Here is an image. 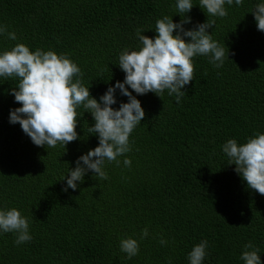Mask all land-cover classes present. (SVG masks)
Here are the masks:
<instances>
[{"label":"trees","instance_id":"trees-1","mask_svg":"<svg viewBox=\"0 0 264 264\" xmlns=\"http://www.w3.org/2000/svg\"><path fill=\"white\" fill-rule=\"evenodd\" d=\"M192 3L184 28L215 20L208 32L225 49L223 66L193 57L194 77L180 103L167 90L162 99L137 95L145 117L130 134L131 151L117 157L119 165L105 161L107 180L88 171L75 190L64 191L77 159L98 146V136L88 132L91 113L77 108V140L36 146L10 123V110L22 106L10 94L18 79L0 77V210H20L32 237L17 245L15 233L0 231V264H190L188 253L205 239L203 264H243L249 242L264 264V196L248 188L222 151L228 139L243 144L264 133V32L251 13L264 0L226 3L223 18L207 16L200 0ZM175 4L0 0V25L17 36L0 35V53L24 43L31 51L67 54L99 102L108 87L124 81L119 55L140 47L136 29L154 38L157 19L168 15L179 23ZM115 98L116 109L128 102L119 89ZM145 228L148 236L141 239ZM128 237L139 243L131 259L120 250Z\"/></svg>","mask_w":264,"mask_h":264},{"label":"clouds","instance_id":"clouds-1","mask_svg":"<svg viewBox=\"0 0 264 264\" xmlns=\"http://www.w3.org/2000/svg\"><path fill=\"white\" fill-rule=\"evenodd\" d=\"M242 2L235 0L236 5ZM226 3L232 5L233 0H200L199 6L207 16L223 18L228 14ZM175 8L181 16L180 22L174 23L168 15L157 19L154 38L142 34V28L136 29L140 47L131 51L125 48L119 55L118 66L125 73L124 81L108 87L99 102L84 86L81 69L67 54L42 49L31 51L24 43H17L0 53V77L18 79V85L10 94L22 105L10 110V123H18L34 145L54 148L58 143L66 146L77 140V108L80 106L93 117L94 125L88 127V132L98 136V146L77 159L75 168L69 170L64 191L75 190L77 181L83 182L88 171L107 180L105 161L119 165L117 157L131 151L130 134L145 117L137 95L152 92L162 99L167 90L168 95L175 94L176 102L180 103L186 94L182 89L194 77L193 57L207 56L214 67L223 66L225 49L208 32L214 27L215 20L207 19L194 29L185 30L184 25L191 22L186 14L193 8L192 0H176ZM251 13L257 29L264 32V3L257 4ZM0 35L13 41L17 39L16 33L8 31L7 25H0ZM227 55L229 57V50ZM117 89L128 98V102H121L118 109L112 107L117 103ZM222 151L248 188L264 196V133L254 132L243 144L228 139L222 145ZM123 163L131 166L130 159L125 158ZM0 231L15 233L17 245L32 239L28 218L14 207L0 210ZM147 236L148 229L145 228L141 239ZM160 243L165 245L167 241L161 239ZM207 248L206 239L195 244L188 253L190 264H203ZM120 250L131 259L138 254L139 243L131 237L122 238ZM258 252L259 249L249 242L240 259L243 264H261Z\"/></svg>","mask_w":264,"mask_h":264}]
</instances>
